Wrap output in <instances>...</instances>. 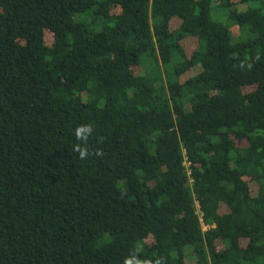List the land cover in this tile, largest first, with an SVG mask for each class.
I'll list each match as a JSON object with an SVG mask.
<instances>
[{"label":"trees","instance_id":"1","mask_svg":"<svg viewBox=\"0 0 264 264\" xmlns=\"http://www.w3.org/2000/svg\"><path fill=\"white\" fill-rule=\"evenodd\" d=\"M129 258L264 264V0H0V264Z\"/></svg>","mask_w":264,"mask_h":264},{"label":"clouds","instance_id":"2","mask_svg":"<svg viewBox=\"0 0 264 264\" xmlns=\"http://www.w3.org/2000/svg\"><path fill=\"white\" fill-rule=\"evenodd\" d=\"M93 129L91 126H81L76 129V137L78 140H85L87 136L92 133ZM77 151L80 153V159H85L89 153L86 148L77 147ZM125 264H140L139 260L135 258H129L125 261Z\"/></svg>","mask_w":264,"mask_h":264},{"label":"rangeland","instance_id":"3","mask_svg":"<svg viewBox=\"0 0 264 264\" xmlns=\"http://www.w3.org/2000/svg\"><path fill=\"white\" fill-rule=\"evenodd\" d=\"M242 9V8H241ZM205 230H207V228H204Z\"/></svg>","mask_w":264,"mask_h":264}]
</instances>
